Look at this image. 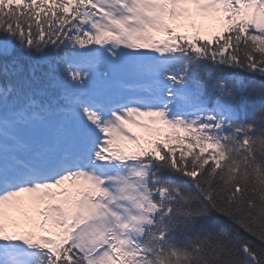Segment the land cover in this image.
Returning <instances> with one entry per match:
<instances>
[{
    "label": "snow or ice",
    "instance_id": "6c2138e0",
    "mask_svg": "<svg viewBox=\"0 0 264 264\" xmlns=\"http://www.w3.org/2000/svg\"><path fill=\"white\" fill-rule=\"evenodd\" d=\"M0 264H264V0H0Z\"/></svg>",
    "mask_w": 264,
    "mask_h": 264
},
{
    "label": "trees",
    "instance_id": "16d2710c",
    "mask_svg": "<svg viewBox=\"0 0 264 264\" xmlns=\"http://www.w3.org/2000/svg\"><path fill=\"white\" fill-rule=\"evenodd\" d=\"M181 31V34H188V35H191V31L189 30L188 32H184V30H180Z\"/></svg>",
    "mask_w": 264,
    "mask_h": 264
}]
</instances>
